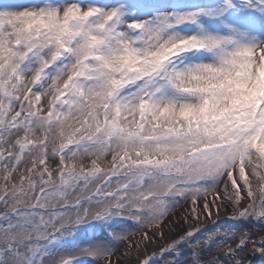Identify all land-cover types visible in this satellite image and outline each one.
Here are the masks:
<instances>
[{"label": "snow or ice", "instance_id": "snow-or-ice-1", "mask_svg": "<svg viewBox=\"0 0 264 264\" xmlns=\"http://www.w3.org/2000/svg\"><path fill=\"white\" fill-rule=\"evenodd\" d=\"M0 264H264V0L0 3Z\"/></svg>", "mask_w": 264, "mask_h": 264}, {"label": "rangeland", "instance_id": "rangeland-1", "mask_svg": "<svg viewBox=\"0 0 264 264\" xmlns=\"http://www.w3.org/2000/svg\"><path fill=\"white\" fill-rule=\"evenodd\" d=\"M4 2H6V0H0V3H4Z\"/></svg>", "mask_w": 264, "mask_h": 264}]
</instances>
